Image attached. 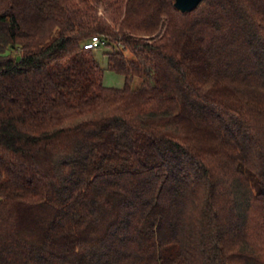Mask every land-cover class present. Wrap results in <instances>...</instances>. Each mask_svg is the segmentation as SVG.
Listing matches in <instances>:
<instances>
[{
    "label": "trees",
    "instance_id": "obj_1",
    "mask_svg": "<svg viewBox=\"0 0 264 264\" xmlns=\"http://www.w3.org/2000/svg\"><path fill=\"white\" fill-rule=\"evenodd\" d=\"M0 264H264V0H0Z\"/></svg>",
    "mask_w": 264,
    "mask_h": 264
},
{
    "label": "rangeland",
    "instance_id": "obj_2",
    "mask_svg": "<svg viewBox=\"0 0 264 264\" xmlns=\"http://www.w3.org/2000/svg\"><path fill=\"white\" fill-rule=\"evenodd\" d=\"M106 49H108V47H105L104 45H100L95 48L97 59L99 63L105 68L103 82L106 85L122 86L124 84V76L106 68V55L104 53ZM126 54L130 56V53L128 51L126 52ZM138 82V77H133L130 79V83L132 85H136Z\"/></svg>",
    "mask_w": 264,
    "mask_h": 264
},
{
    "label": "water",
    "instance_id": "obj_3",
    "mask_svg": "<svg viewBox=\"0 0 264 264\" xmlns=\"http://www.w3.org/2000/svg\"><path fill=\"white\" fill-rule=\"evenodd\" d=\"M200 0H173V5L181 11H189L196 7Z\"/></svg>",
    "mask_w": 264,
    "mask_h": 264
},
{
    "label": "built area",
    "instance_id": "obj_4",
    "mask_svg": "<svg viewBox=\"0 0 264 264\" xmlns=\"http://www.w3.org/2000/svg\"><path fill=\"white\" fill-rule=\"evenodd\" d=\"M85 48H97L100 46V38L97 35H92L88 40L83 43Z\"/></svg>",
    "mask_w": 264,
    "mask_h": 264
}]
</instances>
